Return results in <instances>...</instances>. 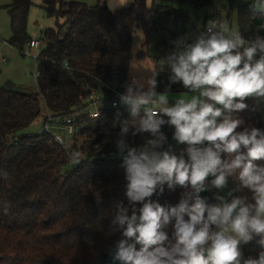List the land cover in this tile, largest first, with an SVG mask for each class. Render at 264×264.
Returning <instances> with one entry per match:
<instances>
[{
  "label": "trees",
  "instance_id": "1",
  "mask_svg": "<svg viewBox=\"0 0 264 264\" xmlns=\"http://www.w3.org/2000/svg\"><path fill=\"white\" fill-rule=\"evenodd\" d=\"M172 2L179 8H173ZM252 3L253 0L237 7L238 31L246 39L264 36V15L253 14ZM213 5L214 0H153L151 6L147 0H132L113 12L105 1L88 6L68 0H44L48 15L56 20L64 18L65 22L42 33L40 41L45 47L36 58L37 91L22 92L10 83L0 87V264H98L114 249L120 234L109 235V225L116 204L127 205V180L117 159L108 154L116 149L120 122L129 118L127 106H104L96 119L78 117L80 141L68 151L52 143L47 134L23 131L38 118H45L47 112L65 115L73 107H80L81 99L103 83L117 84L125 91L132 40L139 28L146 34L145 45L151 36L157 37L163 58L173 49L170 41L180 38V33L166 24L186 21V6L200 9ZM31 6L32 0H11L8 5V43L21 53L32 40L27 31ZM231 14L230 10L228 15ZM139 56L144 57V53ZM169 76L159 71L157 92L165 91ZM170 92L190 93L182 83L172 84ZM245 103L248 109L233 113V117L264 130L253 98ZM161 130L169 142L174 128L166 124ZM148 138L151 137L145 133L129 136L128 141L139 147ZM13 139L18 144L11 143ZM96 144L102 146L103 159L92 160L99 155L93 150ZM186 147L180 145L171 153L178 157L184 154L187 159ZM83 156L87 160H80ZM71 163L76 164L68 168ZM228 183L234 189L239 182L230 177ZM182 191H172L165 184L163 193L158 190L151 199L165 207L175 206ZM200 195L216 203L214 189ZM233 195L251 199L247 189ZM192 203L194 200H189ZM164 230L171 236V225ZM258 240L256 237L242 245L245 258L258 255Z\"/></svg>",
  "mask_w": 264,
  "mask_h": 264
},
{
  "label": "clouds",
  "instance_id": "2",
  "mask_svg": "<svg viewBox=\"0 0 264 264\" xmlns=\"http://www.w3.org/2000/svg\"><path fill=\"white\" fill-rule=\"evenodd\" d=\"M129 2L107 0L113 12ZM250 11L264 15V0H253ZM170 43L173 49L162 59L170 70L165 91L156 90L157 69L136 67L119 97L129 110L115 141L127 205L116 204L109 225V235L120 234L113 264H264V163H256L264 161V130L232 115L248 109L249 98L264 102V36L246 39L218 17L191 42L180 37ZM176 83L192 95L170 106ZM166 124L174 128L173 139L187 145V159L172 154L171 145L165 148ZM145 133L151 138L142 145L129 144V136ZM230 177L238 186L220 195ZM165 184L183 190L175 206L151 199ZM212 189L216 203L200 195ZM244 189L251 199L233 195ZM169 225L171 236L164 230ZM256 237L261 250L245 258L241 246Z\"/></svg>",
  "mask_w": 264,
  "mask_h": 264
},
{
  "label": "rangeland",
  "instance_id": "3",
  "mask_svg": "<svg viewBox=\"0 0 264 264\" xmlns=\"http://www.w3.org/2000/svg\"><path fill=\"white\" fill-rule=\"evenodd\" d=\"M68 1H75L88 6H94L99 0ZM249 1L251 0H214L213 6L200 9H195L192 6H186L184 7V10L188 14L187 20L179 23L169 21L166 26L171 30L179 32L180 37H185L189 40V42H191V38L197 35L200 31L204 30L210 20L218 17L226 19L230 28L238 31L236 14L237 7L239 5H244ZM152 2L153 0H147L149 6H151ZM10 3L11 0H0V87L10 83L22 92H36L38 85L36 76V72H38L36 56L42 49H44L45 43L42 41L43 45L38 50L29 49L28 45H26L23 53L8 43L11 36L10 15L8 8ZM43 5L44 0H32V6L28 16L27 30L32 40H42V33L46 29H55L58 25H62L65 22L64 18L56 20V18L50 17ZM171 5L173 8H179V5L176 2H172ZM126 6L118 7L116 10L122 9ZM59 7L60 5H58L57 9ZM230 10L232 12L231 16L228 15ZM145 43L146 34L142 28H139L132 40V60L129 67L128 81L130 79L132 68L136 67H141L145 71L157 69L158 71L170 74V70L167 66H163V58L161 57V53L157 46V37L153 35L150 37L148 44L145 45ZM141 52L144 53V57L139 56ZM182 95L191 96L192 93L169 92V105H173L176 99L180 98ZM253 101L264 123V102H260L255 99H253ZM43 121L44 118H38L28 129L24 130L23 133L30 135L39 134L42 129ZM61 132L63 133L64 131ZM65 136L69 139L71 138L68 134ZM168 145H171L172 150L177 147V142L171 138L166 146V149L168 148ZM75 164L76 163H71L68 168H72Z\"/></svg>",
  "mask_w": 264,
  "mask_h": 264
},
{
  "label": "built area",
  "instance_id": "4",
  "mask_svg": "<svg viewBox=\"0 0 264 264\" xmlns=\"http://www.w3.org/2000/svg\"><path fill=\"white\" fill-rule=\"evenodd\" d=\"M42 46V42L37 39H33L28 43L29 49L38 50ZM40 54V53H39ZM38 54V55H39ZM37 55V56H38ZM36 56V58H37ZM65 68H68L67 64L64 65ZM36 76L38 77V72H36ZM125 91H121L117 84L110 85L103 83L100 89L92 90L88 95L84 96L81 99L82 105L80 107H73L69 113L65 115H54L53 113L47 112L46 117L44 118L42 129L39 134H47L50 136V141L52 143L57 144L64 150H69L73 145L79 144L80 140L79 136H77V118L80 116H89L92 119H96L100 115V109L104 106H108L110 108H116L122 105L120 103L119 97L120 94ZM61 131H64L63 133ZM68 134L71 138L69 139L65 135ZM132 146L131 142L128 141ZM13 144H18L17 139H13ZM184 144H178L177 147ZM116 148V145L114 143ZM93 150L96 154L95 157L92 158L99 160L103 159L102 146L100 144H96L93 147ZM111 157H115L117 159V164L121 168L123 172L125 170L121 167L123 161L122 157L118 154V149L116 148L113 152L108 154ZM80 160H87L86 156H83ZM211 177H209V180ZM233 189L232 185L228 183V186L221 192L220 195H227L228 191ZM217 194V190L214 189ZM229 200L231 197L228 198Z\"/></svg>",
  "mask_w": 264,
  "mask_h": 264
},
{
  "label": "water",
  "instance_id": "5",
  "mask_svg": "<svg viewBox=\"0 0 264 264\" xmlns=\"http://www.w3.org/2000/svg\"><path fill=\"white\" fill-rule=\"evenodd\" d=\"M112 251H114V249L107 252L98 264H113L112 255H111ZM115 264H119V262L117 261L115 262Z\"/></svg>",
  "mask_w": 264,
  "mask_h": 264
},
{
  "label": "crops",
  "instance_id": "6",
  "mask_svg": "<svg viewBox=\"0 0 264 264\" xmlns=\"http://www.w3.org/2000/svg\"><path fill=\"white\" fill-rule=\"evenodd\" d=\"M99 1H105L106 4H107V0H99ZM99 1H98V2H99ZM131 1H132V0H130V2L127 4V6L131 3ZM42 45H43V44H42Z\"/></svg>",
  "mask_w": 264,
  "mask_h": 264
}]
</instances>
